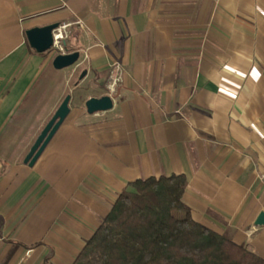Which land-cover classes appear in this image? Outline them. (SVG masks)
<instances>
[{
  "label": "crops",
  "instance_id": "0c3cea01",
  "mask_svg": "<svg viewBox=\"0 0 264 264\" xmlns=\"http://www.w3.org/2000/svg\"><path fill=\"white\" fill-rule=\"evenodd\" d=\"M55 22L122 82L95 127L0 164V264H72L130 181L181 173L193 217L264 258V0H0L1 142L43 53L26 30Z\"/></svg>",
  "mask_w": 264,
  "mask_h": 264
},
{
  "label": "trees",
  "instance_id": "16d2710c",
  "mask_svg": "<svg viewBox=\"0 0 264 264\" xmlns=\"http://www.w3.org/2000/svg\"><path fill=\"white\" fill-rule=\"evenodd\" d=\"M186 186L183 173L130 181L72 264H264L229 230L197 221Z\"/></svg>",
  "mask_w": 264,
  "mask_h": 264
},
{
  "label": "rangeland",
  "instance_id": "374dc122",
  "mask_svg": "<svg viewBox=\"0 0 264 264\" xmlns=\"http://www.w3.org/2000/svg\"><path fill=\"white\" fill-rule=\"evenodd\" d=\"M70 26L71 23L63 29L65 38L62 40V49L55 46L43 52L40 57L25 58L24 93L20 96L18 104L9 111L8 126L3 127V140L0 141L1 165L23 163L35 140L68 94L71 95L70 113L52 140L59 133L66 131L70 124L95 127L96 117H104V112L94 115L87 112L86 101L89 98L110 95L115 101L118 97L119 85L122 82V70L118 63H111L102 78L99 72L96 77L88 76L89 68L83 62V57H86L84 49H80L79 37L76 41L72 38L76 31ZM68 38L72 39L69 47ZM75 48L80 50V59L70 67L55 69L53 66L55 56L74 52ZM30 54L35 52L30 51ZM84 70H87L88 74L81 78L80 75ZM21 72L20 70L15 73L10 80L11 84L16 81ZM11 84L8 91L12 87Z\"/></svg>",
  "mask_w": 264,
  "mask_h": 264
},
{
  "label": "water",
  "instance_id": "95a60500",
  "mask_svg": "<svg viewBox=\"0 0 264 264\" xmlns=\"http://www.w3.org/2000/svg\"><path fill=\"white\" fill-rule=\"evenodd\" d=\"M60 26V23H50L40 27H33L26 30L28 42L37 52L42 53L52 49L54 44V31ZM80 59V51L58 54L53 60V66L56 69H63L74 65ZM87 70H84L80 77L86 76ZM71 95L68 94L52 118L41 131L30 148V151L24 158V163L33 166L43 151L52 140L62 123L70 113ZM114 106L113 98L110 95L102 97H91L86 101L88 113L94 114L100 111H107ZM257 225H264V212H261L256 220Z\"/></svg>",
  "mask_w": 264,
  "mask_h": 264
},
{
  "label": "built area",
  "instance_id": "2783aa9c",
  "mask_svg": "<svg viewBox=\"0 0 264 264\" xmlns=\"http://www.w3.org/2000/svg\"><path fill=\"white\" fill-rule=\"evenodd\" d=\"M69 24H61L60 26L54 31V44L53 47L58 46L59 48H63L62 40L65 38L63 35V29L67 28Z\"/></svg>",
  "mask_w": 264,
  "mask_h": 264
}]
</instances>
